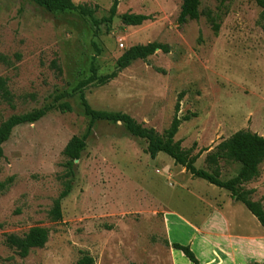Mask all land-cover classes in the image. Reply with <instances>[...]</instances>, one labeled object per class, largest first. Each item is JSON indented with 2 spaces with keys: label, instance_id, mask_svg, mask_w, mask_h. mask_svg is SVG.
I'll list each match as a JSON object with an SVG mask.
<instances>
[{
  "label": "rangeland",
  "instance_id": "rangeland-1",
  "mask_svg": "<svg viewBox=\"0 0 264 264\" xmlns=\"http://www.w3.org/2000/svg\"><path fill=\"white\" fill-rule=\"evenodd\" d=\"M74 2L98 6L95 15L101 19L110 15L113 0ZM181 4L118 0L115 17L136 13L153 18L140 26L113 18L96 28L74 12L50 13L27 0H0V76L14 96V107L0 98V124L13 114L49 106L58 96L72 107L53 109L33 124L16 127L3 146L0 264H76L82 253L95 264H174L168 238L190 245L196 234L186 221L201 225L211 207L223 203L236 216L253 220V263L264 253V230L243 204L227 190L193 177L166 153L151 157L147 142L121 122L96 123L75 162L72 190L62 200L63 218L52 221L49 216L66 180L63 150L72 136L85 133L89 122L74 88L89 77L92 66L99 75L111 73L134 45L159 42L169 45L170 52L159 50L134 61L108 84L88 86L85 94L94 109L129 114L163 134L185 91L179 116L193 117L181 123L175 139L192 155L200 152L196 167L207 171H212L207 154L235 132L264 136L260 8L253 0L225 6L203 0L202 10L221 16L215 34L205 15L180 25ZM220 166L224 180L240 169L231 160ZM244 187L254 189L252 199L264 206V162L260 175ZM166 212L171 224H165ZM34 226L49 228V240L22 258L5 244V235H23ZM200 249L202 243L194 241L192 250Z\"/></svg>",
  "mask_w": 264,
  "mask_h": 264
},
{
  "label": "trees",
  "instance_id": "trees-1",
  "mask_svg": "<svg viewBox=\"0 0 264 264\" xmlns=\"http://www.w3.org/2000/svg\"><path fill=\"white\" fill-rule=\"evenodd\" d=\"M27 1L39 5L50 13H77L81 17L90 19L96 28H99L100 24L104 22H111L117 14L118 9V0H113L109 10L110 15L98 19L95 15L98 6L76 4L74 0ZM217 1L220 6H225L227 2L231 3L235 0ZM253 1L260 8L258 25L264 32V0ZM202 3L203 0H182L178 23L182 25L191 20H198L202 15H205L214 33L218 34L221 28L220 14L215 13L210 8L202 10ZM152 18L151 15L136 13H125L121 16L122 22L127 26H140L145 21L151 20ZM159 50L163 53H169L170 47L167 44L159 42L134 45L125 50L118 58L116 68L111 73L99 75L96 67L92 66V73L89 77L79 81L74 88V93H78L84 113L89 118V122L85 133L72 136L63 150V155L66 158L64 163L66 168L64 176L66 180L64 181L63 190L54 200L53 206L49 211L51 220L60 221L63 218L62 200L67 197L72 190L75 162L81 159L82 153L87 147V140L92 134L96 123L102 121L113 124L121 122L132 136L147 142L146 152L151 157L154 158L160 152L166 153L174 159L176 164L183 166L187 172L191 173L193 177L202 178L210 184L227 190L232 200L243 204L258 220L264 230V206L260 201L252 199V195L255 192L254 189H247L244 187L245 184L251 182L260 175V165L264 162L263 135L245 129L235 132L230 137L220 142L213 151L207 154L206 162L212 168V171H207L196 167V162L201 155L200 152L192 155V149H184L181 142L175 139L181 123L193 117V115L190 114L179 116L181 109L180 103L184 97L185 91L179 94L178 101L175 105L174 117L169 128H167L163 134H159L154 128L144 126L129 114L97 110L89 104L85 94V89L88 86H102L108 84L116 79L119 73L129 67L134 61L139 59L146 60ZM0 98L11 107H14V96L8 88L7 79L2 76H0ZM61 99V96H58L55 98V102L49 106L36 108L23 114H13L3 121L0 124V159L4 156L3 146L9 140L16 127L24 124H33L41 120L53 109H58L63 112L71 111L72 107L70 103L66 101L60 102ZM222 160H231L240 165V169L235 177L226 180L221 178L220 162ZM49 235V228L34 226L23 235L6 234L4 242L20 257L25 258L33 249L43 248L49 240ZM166 244L170 245L169 241H167ZM172 247L183 252L193 264H200V261L190 245H183L175 242L172 243ZM95 263V259L87 253H82L81 257L76 262V264ZM256 264H264V261Z\"/></svg>",
  "mask_w": 264,
  "mask_h": 264
},
{
  "label": "crops",
  "instance_id": "crops-1",
  "mask_svg": "<svg viewBox=\"0 0 264 264\" xmlns=\"http://www.w3.org/2000/svg\"><path fill=\"white\" fill-rule=\"evenodd\" d=\"M223 205L216 208L211 207L201 225L197 226L186 221L196 234L190 242L192 248L194 241L203 245V249H200L199 253L195 251L200 264H256L263 262L264 253L253 263V240H257L251 231L250 225L253 226V220L247 221L240 218L235 215L237 212L235 209H229L227 203ZM230 205L232 207L234 204ZM168 217L169 214L166 212L165 224H171ZM168 241L171 244L175 243L169 238ZM172 255L174 264H193L190 260L186 261L183 258V252L179 250L173 249Z\"/></svg>",
  "mask_w": 264,
  "mask_h": 264
},
{
  "label": "water",
  "instance_id": "water-1",
  "mask_svg": "<svg viewBox=\"0 0 264 264\" xmlns=\"http://www.w3.org/2000/svg\"><path fill=\"white\" fill-rule=\"evenodd\" d=\"M116 19H121V18H118V17H114V21H115ZM76 161H77V160H76Z\"/></svg>",
  "mask_w": 264,
  "mask_h": 264
}]
</instances>
